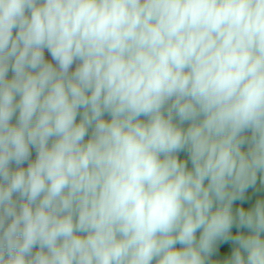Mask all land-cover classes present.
<instances>
[{
	"label": "clouds",
	"instance_id": "9594fccd",
	"mask_svg": "<svg viewBox=\"0 0 264 264\" xmlns=\"http://www.w3.org/2000/svg\"><path fill=\"white\" fill-rule=\"evenodd\" d=\"M258 182L264 0H0V264H264Z\"/></svg>",
	"mask_w": 264,
	"mask_h": 264
},
{
	"label": "rangeland",
	"instance_id": "374dc122",
	"mask_svg": "<svg viewBox=\"0 0 264 264\" xmlns=\"http://www.w3.org/2000/svg\"><path fill=\"white\" fill-rule=\"evenodd\" d=\"M46 55H47V53H46ZM248 195H249L250 199L245 206H248L251 203H254V200L256 197L264 196V186H260L259 182H258L257 189H249Z\"/></svg>",
	"mask_w": 264,
	"mask_h": 264
}]
</instances>
